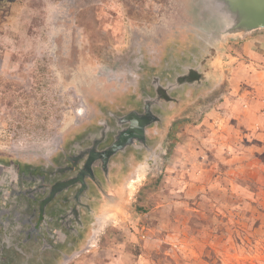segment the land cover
<instances>
[{"label":"rangeland","instance_id":"rangeland-1","mask_svg":"<svg viewBox=\"0 0 264 264\" xmlns=\"http://www.w3.org/2000/svg\"><path fill=\"white\" fill-rule=\"evenodd\" d=\"M203 17L198 0L0 2L7 155L42 156L106 107L135 53L154 61L180 40L216 46L220 96L169 126L158 164L103 199L63 264H264V66L250 63L235 43L243 39L211 38Z\"/></svg>","mask_w":264,"mask_h":264},{"label":"flooded vegetation","instance_id":"flooded-vegetation-1","mask_svg":"<svg viewBox=\"0 0 264 264\" xmlns=\"http://www.w3.org/2000/svg\"><path fill=\"white\" fill-rule=\"evenodd\" d=\"M179 43L154 61L132 55L126 88L42 156L0 153V264H63L103 199L132 171L158 164L169 126L217 100L216 46Z\"/></svg>","mask_w":264,"mask_h":264},{"label":"water","instance_id":"water-1","mask_svg":"<svg viewBox=\"0 0 264 264\" xmlns=\"http://www.w3.org/2000/svg\"><path fill=\"white\" fill-rule=\"evenodd\" d=\"M198 6L203 18L212 24L209 36L216 42L264 32V0H198Z\"/></svg>","mask_w":264,"mask_h":264},{"label":"crops","instance_id":"crops-1","mask_svg":"<svg viewBox=\"0 0 264 264\" xmlns=\"http://www.w3.org/2000/svg\"><path fill=\"white\" fill-rule=\"evenodd\" d=\"M235 43H237L240 50L250 58L251 64L258 65L257 68H260V70L263 69L264 65L259 66L260 63L258 62L261 58H263L262 62H264V32H254L248 38Z\"/></svg>","mask_w":264,"mask_h":264},{"label":"trees","instance_id":"trees-1","mask_svg":"<svg viewBox=\"0 0 264 264\" xmlns=\"http://www.w3.org/2000/svg\"><path fill=\"white\" fill-rule=\"evenodd\" d=\"M3 1V0H0V2Z\"/></svg>","mask_w":264,"mask_h":264}]
</instances>
